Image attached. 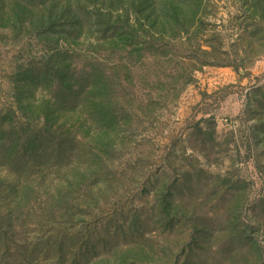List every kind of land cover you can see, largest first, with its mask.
<instances>
[{
  "label": "rangeland",
  "instance_id": "374dc122",
  "mask_svg": "<svg viewBox=\"0 0 264 264\" xmlns=\"http://www.w3.org/2000/svg\"><path fill=\"white\" fill-rule=\"evenodd\" d=\"M0 264H264V0H0Z\"/></svg>",
  "mask_w": 264,
  "mask_h": 264
}]
</instances>
